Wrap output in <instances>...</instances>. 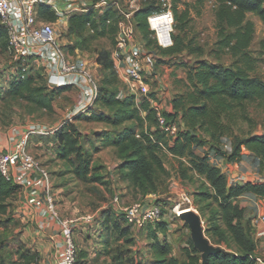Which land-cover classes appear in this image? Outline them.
Here are the masks:
<instances>
[{"label":"rangeland","instance_id":"1","mask_svg":"<svg viewBox=\"0 0 264 264\" xmlns=\"http://www.w3.org/2000/svg\"><path fill=\"white\" fill-rule=\"evenodd\" d=\"M108 1L118 3L123 11H129L132 8L129 0ZM149 1L138 0L137 3L141 8ZM153 1L159 7L160 0ZM172 5L175 15L176 12L177 14L186 11L189 13V19L183 32L176 28L175 35L181 34L185 42L191 45V49H199L197 52L191 53L190 50H185L179 54H165L162 49L156 46V43L150 45L142 39L143 35L141 33L138 34V37L143 40L145 51L155 53L148 81L151 92L154 93L167 115L173 114V112H170V107L174 106V99L189 91L187 76L190 68L202 61L230 67L235 61L231 54H217L218 30L216 28L215 9L217 3L215 0H172ZM247 17L255 26L254 39L249 48L253 66L252 74L264 80V23L253 13H248ZM41 21L55 24L57 35L70 54L87 59L95 80L93 85L97 89L98 96L100 89L106 84L104 83V77L100 75L97 53L101 50L111 52L116 43V36L99 37L97 40H89L84 44L83 39H79L71 33L67 18L48 15L41 17ZM2 29L0 22V146H10L14 131H19L34 122L56 128L57 131L68 127L70 124L77 126L82 133L83 147L91 160L90 175L101 177L100 181H81L73 173L72 166L58 158L57 131L32 136L28 147L29 151L47 168L50 174L52 193L55 194L61 216L77 219L78 221L88 219L92 223H89L92 226L86 228L89 233L91 231H102L106 237H109L108 248L105 247L104 249L108 252L110 258L115 257V261L105 259L103 264H189L191 262L190 255H194L191 242H194L193 234L189 224L173 212L180 197L189 193L193 196V204L197 209L195 213L201 218L206 238L215 247L236 251L234 243L229 247L227 242H220V233L225 231V223L221 218L222 206L220 199L216 196L214 188L204 175L199 174L192 168L188 157L175 156L170 151L174 140L168 137H162L158 140L157 137L161 132L151 136V140L155 145V155L167 172L155 173L153 177L156 182L148 183L144 187H137L130 182L131 168L125 166L126 163H129L130 158L124 157L120 147L114 145L113 141L128 125H137L136 132L140 134V137L142 134L156 132L158 127L155 117L143 122L135 117L121 120L116 124L91 120L89 117L92 113H104L113 120L114 114L120 109L118 107L112 109L102 101L97 102L96 97L94 103L89 107L93 111L88 113L86 111L84 112V114L87 113L86 115L80 119L76 118L77 116H72V113L81 98L82 91L79 87H73L61 93L56 98L53 112L36 110L28 102L9 96L7 90L11 84V72L16 65L12 63L10 55L5 49L8 36L1 35ZM89 32L92 33V31ZM150 38L153 39L152 36ZM29 66L30 70L32 69L31 74L36 77L38 84L48 86L45 67L40 63L37 66L29 63ZM112 80L113 78L109 81ZM107 85L111 89L117 87L118 95L122 92V95L118 96L121 100L131 98L130 100L134 104L127 109L136 107L140 110L139 115L143 119L147 117V114L137 105L136 100L138 97H143V95H140L137 91L133 96L129 95L133 93L130 85L121 80ZM159 87L165 92L166 98L163 100H160L159 92H157ZM173 119L178 122V117ZM251 134L264 135V102L250 104L248 119H242L233 126V134L227 135L232 143L229 149L223 150L221 144L217 143L216 145H219L222 153L231 154L234 149V141L237 138H246ZM140 137H137V139H140ZM157 142H159V145ZM212 147L213 142L204 147H195V153L199 156H207L213 164L212 160L219 152ZM243 151L247 153L246 148ZM223 157L227 161V157ZM255 157L242 159L244 165L239 162L236 169L234 165L231 166V163L234 164L235 162H228L227 166L231 167V175L238 173L237 169L243 171V167H246L245 162H248L254 172L259 175V178H264V166L256 169V166L252 164ZM226 177L229 178L228 175ZM19 199L20 194L9 199L10 208L7 216H10L12 221L0 228V243H5L3 252L7 260L11 258L18 259L16 251L19 246L32 251H38L39 249L37 248L39 247L37 246L38 243L29 239V233L26 231L29 222L20 216L21 212L18 209L20 208L19 204L22 203ZM145 199H154L163 205L164 216L167 219L163 220L167 221L164 223V229L162 225L159 226L160 228L156 226V230L151 228L145 230L135 229L128 225L126 221L120 220V218L119 221L116 220L118 217L113 218L110 223L105 221L107 214L115 217L118 205H130ZM170 225L171 230L167 229ZM164 244L168 249L167 254L160 247ZM200 255H202L201 252L196 257ZM39 261V264H53L51 259L46 260L41 253ZM96 262L93 263L97 264Z\"/></svg>","mask_w":264,"mask_h":264},{"label":"trees","instance_id":"2","mask_svg":"<svg viewBox=\"0 0 264 264\" xmlns=\"http://www.w3.org/2000/svg\"><path fill=\"white\" fill-rule=\"evenodd\" d=\"M215 1L217 3L215 9L216 28L218 30L217 54H231L235 61L230 67L202 61L189 69L187 76L189 91L174 99L173 114L164 113L170 121H176L173 118L178 117L180 126V131L174 140V144L170 147V151L175 156L188 157L192 168L204 175L210 182L216 196L220 199L221 218L225 223V231L220 233V242H227L229 247L232 243L236 246V251H229L220 247L221 251L211 255L207 264H259L256 257L257 245L254 239L252 220L246 217L245 209L236 200L245 193H253L264 199V182L248 181L242 185L229 186L226 174L212 164L207 156L197 155L195 147H204L213 142L212 148L219 152L217 156H226L228 162H242L244 158L256 156L252 164L256 166V169L264 166V135L251 134L243 139L237 138L233 143L234 149L231 154L222 153L219 145H216L217 143L221 144L223 137L233 134V126L238 121L248 119L250 104L264 102V80L252 74L253 66L249 48L254 39L255 26L247 17L248 13H253L264 23V0ZM162 8L161 3L158 7L155 1L150 0L134 15L138 34L141 33L142 39L150 45L156 41L150 38L152 32L149 28L148 16L161 11ZM48 15L56 16L49 9H40L41 17ZM121 19L120 11L114 7H109L101 16H98L94 11L73 15L70 18L69 28L71 33L77 38L83 39L85 44L87 41L97 40L99 37H115ZM188 19V11L182 12V14L176 12L175 30L177 28L183 32ZM2 28L1 35H7V30L3 26ZM173 38L174 45L172 47L159 48L157 43L156 46L169 55L179 54L185 50H190L191 53L199 50L191 49V45L185 42L181 34L175 35L174 33ZM7 45L8 37L6 50ZM97 63L100 75L104 77L106 85L100 89L96 101H102L112 109L114 107L120 109L114 114L113 120L104 113H92L89 117L91 120L116 124L121 120L135 117L140 122L155 117V111L148 102H143L141 105L143 111L147 113V117L143 119L139 115L140 110L136 107L127 109L134 104L130 100L131 98L121 100L118 98L117 87L113 89L108 87L107 84L119 81L114 68L112 52L99 51ZM31 70L29 69L24 77L22 74L11 75V84L7 90L8 95L28 102L36 110L53 112L56 98L72 87L63 86L51 90L46 85L38 84V80L31 74ZM108 78L109 80L113 78V80L109 81ZM152 95L154 96V93ZM92 111V108H88L87 113ZM87 113H81L76 118L80 119ZM136 126H126L113 141V144L120 147L124 157L130 158L129 163L125 164L126 167L131 168L130 182L137 187H144L148 183L156 182L153 177L155 173H166L167 171L155 155V145L151 140V136H155L161 131L158 129L150 134H142L140 139H137ZM81 137L82 133L74 124L57 131L58 158L69 163L73 168V173L81 181H100L101 177L90 175L91 160L83 147ZM162 137L167 138L161 132L157 138L160 140ZM157 144L159 145V142ZM243 148L247 149V153L243 151ZM20 192V186L11 180H7L0 172V228L12 221V218L7 216L10 208L9 199L19 195ZM116 217H118L116 220L119 221L120 218L124 221L118 213L115 217L107 214L105 221L110 223ZM166 222L162 220L155 227L149 226L148 229L156 230V226L161 225L163 228ZM154 236L156 237V235ZM191 242L194 255H190L191 262L189 264H203V256L196 257L201 251L195 247L193 241ZM4 245L5 243H0V264H39L40 253L31 249H24L22 246H19L16 251L18 259L7 260L3 252ZM160 247L163 252L168 253L165 244ZM80 257L79 252V260Z\"/></svg>","mask_w":264,"mask_h":264},{"label":"built area","instance_id":"3","mask_svg":"<svg viewBox=\"0 0 264 264\" xmlns=\"http://www.w3.org/2000/svg\"><path fill=\"white\" fill-rule=\"evenodd\" d=\"M129 1L132 6L131 10L123 11L118 3H111L108 0L98 2L94 0H0V22L7 30L8 36L7 52L12 63L16 65L11 75L22 74L24 77L30 69L29 63L30 65L32 61L41 63L46 69L47 85L50 89L63 86H74L81 89V98L72 116L86 112L97 97V89L93 85L95 80L90 71L89 62L82 56L70 54L64 48L57 35L55 24L41 21L40 9L46 8L54 12L57 17L67 18L69 27V19L75 14L94 11L101 16L109 7H114L120 11L122 16L112 51L117 76L121 81L130 85L133 94L137 91L143 95L142 100L148 102L155 111L158 129L166 137L175 140L180 126L178 122L167 119L162 105L155 95H152L148 75L152 69L155 53H147L142 43L143 40L138 37L134 22L135 12L140 9L138 0ZM160 3L162 10L150 14L148 23L157 46L166 49L174 45L173 34L176 20L172 0H160ZM119 95H122V92ZM57 130L37 122L24 127L21 136H18V131L15 130L11 138L12 144L6 147L0 146V172L7 180L20 186L21 192L26 194L25 203L39 208L43 217L55 220L61 226L64 242L56 264H80V248L74 227L78 220L61 216L56 197L51 191L50 174L28 147L32 136L55 133ZM136 136L140 137V134ZM231 144L229 137L222 138L223 150L229 149ZM214 158L213 164L229 176V186L253 181L247 176L231 175V167L227 166L226 158L217 155ZM234 165L238 166L239 162H235ZM254 181L264 182V178L258 177ZM40 194L44 195L43 203L38 198ZM193 202L191 193L184 194L178 200L173 212L179 218L182 216L179 210L184 207L189 208V212H197ZM116 211L128 225L142 230L155 226L165 217L163 205L154 199H145L130 205H118ZM84 220L90 223V220ZM263 223L264 216L257 217L252 223L254 234L258 232Z\"/></svg>","mask_w":264,"mask_h":264},{"label":"crops","instance_id":"4","mask_svg":"<svg viewBox=\"0 0 264 264\" xmlns=\"http://www.w3.org/2000/svg\"><path fill=\"white\" fill-rule=\"evenodd\" d=\"M31 63L32 65L36 64V66L39 64L34 61ZM153 73L155 72L153 71ZM71 87L73 88L74 86ZM157 92H159V96L161 98L160 100L166 98L165 92L161 87L157 88ZM129 95L133 96L134 94L130 93ZM136 100L137 105L140 109H142L141 105L144 100H142L141 97H138ZM170 110V112H173L172 106L170 107ZM143 112L147 114L145 111ZM22 131L23 128L18 131V136H21ZM241 164L244 165V162ZM233 165L234 164H231V166ZM245 166L246 167L242 166L244 168L243 171L237 169L238 173L234 174H243L242 176H247L250 180H256L259 175L254 172V169L251 167V165H249L248 162H245ZM234 168L236 169L238 166L234 165ZM21 193L22 192H20L19 200L22 201V204H19L20 208L18 210L21 212L20 216L23 217L22 219H25L27 222H29V225L26 229L27 233H29V239L32 242L35 241L38 243L37 246L39 247L37 248H39L38 251L41 253L43 258L46 260L51 259L53 264H56L58 256L62 251L64 242L61 226L59 223H57V221L43 217L39 211V208H35L31 206V204L28 205L25 203L24 201L26 200V194ZM38 198L42 201V203L44 202L43 194H40ZM236 202L245 209V215L248 219L250 218L252 220V223L255 222L257 217L264 216V199L258 197L257 195L253 193H245L238 197ZM163 220L167 219L164 217ZM90 224L87 221H77L74 224L75 236L80 248V264H92L96 261L97 264H103V260L105 259L114 260V257L110 258L108 252H106L104 249L105 247L108 248V243L110 242L109 237H106L102 231H91L89 233L86 228L92 226ZM168 229L171 230V225L168 226ZM254 239L257 245L256 257L259 260V264H264V223L258 229V232L254 234Z\"/></svg>","mask_w":264,"mask_h":264},{"label":"water","instance_id":"5","mask_svg":"<svg viewBox=\"0 0 264 264\" xmlns=\"http://www.w3.org/2000/svg\"><path fill=\"white\" fill-rule=\"evenodd\" d=\"M181 218L189 224L193 234V239L196 248H198L202 253L204 259L203 264H207L209 257L211 255L219 253L221 251V248L215 247L206 238L204 234L201 218L195 212L192 211L182 214Z\"/></svg>","mask_w":264,"mask_h":264},{"label":"bare ground","instance_id":"6","mask_svg":"<svg viewBox=\"0 0 264 264\" xmlns=\"http://www.w3.org/2000/svg\"><path fill=\"white\" fill-rule=\"evenodd\" d=\"M189 211H190L189 208H184V209H180V210H179V212H180L181 214L188 213Z\"/></svg>","mask_w":264,"mask_h":264}]
</instances>
